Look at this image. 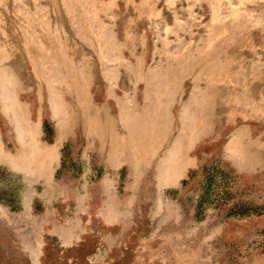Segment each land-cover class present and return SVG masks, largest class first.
<instances>
[{"label": "rangeland", "instance_id": "374dc122", "mask_svg": "<svg viewBox=\"0 0 264 264\" xmlns=\"http://www.w3.org/2000/svg\"><path fill=\"white\" fill-rule=\"evenodd\" d=\"M90 235L89 264H264V0H0V247Z\"/></svg>", "mask_w": 264, "mask_h": 264}, {"label": "trees", "instance_id": "16d2710c", "mask_svg": "<svg viewBox=\"0 0 264 264\" xmlns=\"http://www.w3.org/2000/svg\"><path fill=\"white\" fill-rule=\"evenodd\" d=\"M44 133L46 135V139L49 142H51L52 141L51 134L53 133V129L50 123L47 121L44 123ZM214 170H215L214 167L208 168L206 170L204 192H203L202 198H205V196H207L208 188L215 181V176L213 174ZM219 172L221 173V175H223L220 170H218L217 174H219ZM93 245H94V241H93V236L91 235L87 236L86 240L81 242V244L71 247V248H67V249L56 247L57 250L55 251L54 245L48 244L46 251H45V256H44L45 264H89L86 261L85 257H86V254H88L87 253L88 250L92 252ZM111 256L114 257V260L111 261L110 264H130L129 262L131 260L129 261V259H126L124 257L125 255L122 253V248L114 250ZM130 256L131 255H129V257ZM1 257L2 259L0 261L4 262L2 264H12L11 257L8 258L6 255H4V251L0 247V258ZM19 260L15 261L14 264H22L20 263L22 261L21 260L19 261Z\"/></svg>", "mask_w": 264, "mask_h": 264}]
</instances>
